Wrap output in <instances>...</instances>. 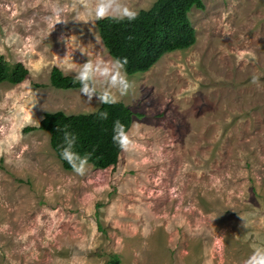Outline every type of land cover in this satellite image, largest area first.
<instances>
[{"label": "rangeland", "instance_id": "rangeland-1", "mask_svg": "<svg viewBox=\"0 0 264 264\" xmlns=\"http://www.w3.org/2000/svg\"><path fill=\"white\" fill-rule=\"evenodd\" d=\"M152 1L0 0V54L27 70L0 82V264H264V0H202L190 46L127 74L95 20ZM99 91L133 112L113 166L64 169L22 130Z\"/></svg>", "mask_w": 264, "mask_h": 264}, {"label": "trees", "instance_id": "trees-1", "mask_svg": "<svg viewBox=\"0 0 264 264\" xmlns=\"http://www.w3.org/2000/svg\"><path fill=\"white\" fill-rule=\"evenodd\" d=\"M191 6L203 7L202 0H153L133 13L103 14L96 18L98 36L107 53L127 73L147 70L163 53L190 46L195 39L188 17ZM27 75L21 61L9 64L0 54V82L19 83ZM49 83L56 88L90 85L89 73L64 74L52 65ZM99 105L91 111L65 113L43 111L36 124L22 130L41 129L48 133L49 146L64 169L84 163L96 168L113 166L122 147V134L132 120V110L108 92L99 91ZM105 264H119L113 254Z\"/></svg>", "mask_w": 264, "mask_h": 264}]
</instances>
